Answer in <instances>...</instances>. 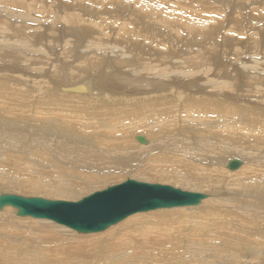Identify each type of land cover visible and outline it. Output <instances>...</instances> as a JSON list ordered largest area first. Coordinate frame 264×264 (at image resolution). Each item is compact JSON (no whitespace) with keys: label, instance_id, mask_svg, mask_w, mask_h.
I'll list each match as a JSON object with an SVG mask.
<instances>
[{"label":"bare ground","instance_id":"6f19581e","mask_svg":"<svg viewBox=\"0 0 264 264\" xmlns=\"http://www.w3.org/2000/svg\"><path fill=\"white\" fill-rule=\"evenodd\" d=\"M5 1L7 5L0 7V137L9 139V141L16 140L18 142H15L18 144L24 142V144H21L23 146L20 150H15L12 147L0 148L1 160L12 162L19 156L20 160H23L28 150L55 154L71 150L72 153L68 155V158L84 167L71 163L66 159L67 157H64L59 163L58 172L65 179L72 181L68 187L70 189H80L83 185L89 187L77 198H69L79 200L85 197V194L91 193L90 191L96 188L104 178H109L118 165L124 162L120 152L116 150L126 148L129 142L124 140L123 135L119 136L117 129H106L111 123L121 120L126 125L134 124V127L128 129L131 142L139 144L140 142H136V136L141 135L144 139L146 137L147 140L145 139L143 144L147 143L144 147L148 148L151 147L150 134L138 129L144 130L145 125H148L150 129L160 128L163 125L172 126L175 128L173 133L163 139L167 142L174 140L175 143H168L164 149V144L167 142L156 140V149L158 151H173L175 148L180 153V157L175 159L178 165L171 170L151 174L148 178L156 181H173L183 184L187 188L203 189L213 194V196L203 199L200 206L196 208L182 207L189 209L186 212L193 209L200 210L197 217L187 219L188 225L185 227L187 229L185 234L196 238L195 250L200 255V260H193L194 250L185 245L188 241L186 237L181 236L179 241L166 240L159 239L153 233L155 229L151 222L159 227L160 232L168 230L183 216L180 214V207L159 210L163 212L157 219L147 218V215L154 217L153 213L157 211L137 213V215L130 216L120 223L108 227L105 231H100L101 233L75 234V231H71L73 236L80 235L82 240L89 244L101 243L107 239L113 243V248L110 251H107V248L101 243L100 250L96 255L97 259L82 258L80 263L105 264V260L110 257L113 261L119 260L123 264L132 262L151 264V257L154 255L147 253V250L151 248L157 253L170 256L159 255V258L167 261L158 259L160 264H187L191 261L198 264H264V60L255 61L252 64L249 59L243 58L242 61L240 57L241 53L249 47L248 44H252L254 47L256 44L254 37L259 35L262 28L256 27V31L248 36L251 30L246 27L244 30L241 28V25L244 24L243 21L233 20L228 15L222 16L223 18L216 17L220 14L216 10L221 3L220 5L212 4L215 0H206L212 8L201 6L205 8L203 9L196 6L198 11L195 8L193 11L188 10L189 6H193L189 4L190 0H175L176 2H172V0H98L99 3L102 2L101 4L108 3L118 6L114 11L108 9L99 11L86 6L81 0H73L72 3L64 6L65 14L71 9L73 13L60 17L59 21L63 20L64 23L47 27V29L50 28V31L46 33V29L37 32L39 31L37 27L30 25L33 20L30 13L34 0H0V3ZM216 1H223L224 5L229 2V0ZM53 2L55 5L50 4V6H54L58 12L57 8L62 5H58L59 0H53ZM41 3L39 2V5L35 6V11H44L41 8ZM187 5L189 6L187 7ZM47 7L49 6L47 5ZM16 8H20L22 11H16ZM249 9L251 8L249 7ZM178 11L187 14L182 16L178 14ZM261 12L259 10V13ZM86 17L88 18L86 19ZM94 18H100L103 21L113 19L116 20V23L117 20H121L118 26V35H111L105 40L101 33L96 42L87 41L92 33L103 29V25L98 26L97 23L94 24L96 27L89 25L95 22H88V19ZM261 20L263 21V18ZM36 21L40 22V19L36 18ZM230 21L233 28L227 27ZM53 22L55 23V20ZM69 22L72 23V27H69ZM40 25H42L41 22L38 27ZM105 25H108V30L105 28L103 32H111L110 24L105 23ZM246 25L245 23L244 26ZM225 28L227 31H224L225 34H223L224 41L230 40L227 33L231 30L247 35L243 51L241 49L239 51V47L236 46L232 52L228 51V48L222 52V54H232L233 58L240 60L242 68L234 67L228 61V64L233 68L225 71L223 68L215 70V66L220 64L217 56L221 52L220 41H217L216 36L222 37L220 31L223 32ZM173 30L175 33L180 32L174 35ZM182 34L185 36L183 37ZM64 37L68 39L69 44L74 41L71 43L74 47L69 48V46L65 49L63 45L58 57L55 54V47H46L45 44H42V41L46 39L49 44L53 43L55 46V43L62 41ZM141 39L150 40V45L145 44ZM263 40L264 37L261 41L264 42ZM172 41L180 42L182 47L178 48L176 44L177 48H175ZM203 42L213 45V49L208 48L207 45H201ZM84 43L86 48L83 50L91 54L82 52V55H78L76 48ZM152 43L154 46L155 44H166L174 49L160 50L158 47L151 46ZM39 46H42L43 50L48 54L51 53L57 59L54 63L57 66L49 80V70L43 72L45 87L39 84L41 79L36 80V85H41L43 88L42 90L35 88L37 90L34 93V90L28 86H23L25 80L20 77L19 72H15H27L24 67H21V64L41 61L32 57L38 52ZM165 48L167 49V47ZM107 49L109 51L106 54ZM115 49L117 51H114ZM262 49L264 54V46ZM186 50H189L188 55H185ZM118 51L122 53H115ZM262 52L259 53L260 57ZM125 55L127 57L129 55V58L126 59ZM211 58L213 64L214 61L217 62L215 66L209 63ZM70 59L71 61H69ZM148 61L149 64H147ZM145 62H147L146 66H141ZM19 63L21 64L18 67ZM48 64L50 66V63ZM128 68H131L132 71L126 70ZM139 68L140 71H136ZM216 77L220 82L215 83ZM200 78H203V81H200ZM204 79H207L205 82L208 83V87L215 88L205 89L202 86L206 85ZM243 85L247 86L245 88L247 93L245 95L242 91L244 95L241 98L239 89ZM190 99H194L191 100L192 107L197 105L194 107L195 111H192L195 112L196 117L195 120L187 122V126H183L185 120L182 112ZM203 100L213 101L218 105L211 106ZM139 102L150 103V106L153 107L164 106L163 110L175 114L174 118L176 119L171 122L165 120L152 124L150 116L153 115V112L148 113L141 109L122 118L123 110L127 105L134 107ZM87 106L96 110V112L89 111L88 117ZM76 108H82L83 113L70 115L73 111H77ZM64 109L68 110L66 115H63ZM219 109L222 110L220 116H218ZM7 111L6 115L1 114V112ZM25 113L30 115L25 117L23 115ZM19 115L23 116L19 117ZM31 115L33 116L32 123L30 122ZM60 115L64 117L61 121L57 118ZM68 116L80 117L81 120L78 122H85L87 118V120H94L98 130L73 127L72 124L65 123ZM21 117L25 118L19 119ZM35 120L37 123H34ZM10 122L18 125L19 128L17 129L16 126L15 128L22 130L20 133L23 135L14 137L16 129L6 132L9 130L7 126ZM25 126L31 131H24L22 128ZM36 127H39L37 128L39 131H34ZM216 127L223 129L221 138H218L214 131ZM113 139L115 140L107 142ZM5 141L3 140V142ZM233 143H243L249 151L244 156V159L249 160V164L248 160L245 162L244 159H241L240 178H236L234 172L229 174L219 167L227 157L234 154L232 153V150H235ZM106 150L116 152L114 154L103 153ZM253 150L258 158L252 155ZM0 174L3 175V178H0V183L8 184L11 188L32 193L41 192L38 185L24 182L14 170L11 174L5 172ZM78 178L84 182L81 184ZM206 195L208 196V194ZM249 205L252 208L253 206L257 207L255 214H251L250 218L242 214V210H245L246 213V208ZM6 208L0 210V229L7 231L5 234L13 237L9 239L4 234L0 235V264H22L18 257L27 258L25 250L37 241L30 240L23 231L26 227L25 222L16 226L18 231H8L10 223H17L19 216L12 215L11 211L14 210L16 213L15 209L12 208L13 210L10 211L11 207L6 206ZM13 218L15 219L12 220ZM226 230L233 233L227 234ZM57 237L64 242L67 236ZM62 247L63 244L56 248L61 249ZM58 252L61 255H69L68 249L65 248ZM246 254L251 256L246 257ZM150 255L152 256L150 257ZM97 261L102 262L96 263Z\"/></svg>","mask_w":264,"mask_h":264},{"label":"rangeland","instance_id":"374dc122","mask_svg":"<svg viewBox=\"0 0 264 264\" xmlns=\"http://www.w3.org/2000/svg\"><path fill=\"white\" fill-rule=\"evenodd\" d=\"M81 1L86 6L93 7L95 9L99 10V11H101L102 9H108V10L114 11L115 9L118 8V6H116V5L114 6V5H111V4H108V3L107 4H104V3L101 4L102 2L99 3L98 0H96V1L81 0ZM205 1L206 0H201L200 2H199V0H190L189 4H192L193 6L187 5V7L189 6L188 10H192L193 11L194 8L197 9V7H201V6L212 8L211 6H209L207 4L208 1H206V2ZM224 1H226V0H224ZM39 2H42L41 3V8L44 11L38 12L37 9H36L37 11L34 10L35 6L39 5ZM72 2H73V0H59L58 5H62V6H59L57 8V10H58V12H57L55 10L54 6H50V4L55 5V2H53V0H40L38 2H37V0L32 1L33 9H32V11L30 13V16H31V18H33V20H32V23H30V25H32L34 27L36 26L37 29L39 30L37 32H42L44 29H46L45 32L48 33L50 31L49 30L50 28L47 29V27L53 26L54 24H57V23H58V25H62L64 23V21L60 20L61 21L60 22L59 18L63 17L64 15L73 13L72 9L71 10L69 9L70 11H67L66 14H65V8H64L65 4H70ZM172 2H176V1L172 0ZM220 3H221L222 6L220 5ZM212 4L220 5V7H219L220 9L219 8H217V10L215 9L216 11H219V13H220L216 17L223 18L224 16L228 15V17L232 18L233 20H236V21H240L241 20V21H243L244 24L246 23L247 25L244 26V24H243V25H241V28L244 30V27H246L248 30L249 29L251 30V31H249L250 33L248 34V36H250L252 34V32L256 31V27L262 28L261 32L259 33V35L257 37H254V39L256 40V44L257 45L255 44L254 47H253L252 44H248L249 47L244 51L245 53L244 52L241 53L240 57H241L242 61H243V58L249 59L252 64L255 61L258 62L260 60H264V54L262 52L263 51L262 48L264 46V42L261 41V39H263V37H264V10H263L264 9V0H257V1L256 0H252V2H251V0H242V1L236 0V2H235V0H229L227 5H224L225 2H223V1H216L215 0V2H213ZM6 5H7L6 1L4 3H0V7L1 6L4 7ZM47 5L49 7H47ZM248 5H250V6H248ZM253 5H255V6L259 5L261 8L259 6L258 7H255V6L252 7ZM203 7H201V8H203ZM224 7H225V10H224ZM227 7H230V8H227ZM249 7L251 9H249ZM68 8H70V7H68ZM203 9H205V8H203ZM198 10L199 9H197V11ZM255 10H257V11H255ZM259 10H260V12L261 11L262 12L259 13ZM16 11H22V10L20 8H18V9L16 8ZM254 11H255V13H254ZM169 12H171V11H169ZM250 12H251L252 15L250 14ZM225 13H226V15H225ZM257 13H259V14H257ZM178 14L183 16L184 14H187V13H185L183 11H178ZM255 14L257 15V17H256ZM32 15H33V17H32ZM248 16H249V18H248ZM35 17L39 18L40 22L42 23V25H40L39 27H38V24H40V22L36 21ZM253 17H255V18H253ZM87 18L88 17H86V19ZM262 18H263V21L261 20ZM12 19H14V18H12ZM97 19L96 18L88 19V22H91V23L95 22V23L89 24V25H92L93 27H96V25H94V24L97 23L98 26H102L103 25L102 26L103 29H102V31L98 30V32L92 33L89 36V38L87 39V41L96 42L98 40V38L100 37L99 34H101V33L103 34V38L105 40H106L107 37L110 38L111 35L116 36V34L118 32V26L120 25L121 20H117L118 22L116 23V20L114 21L113 19L110 20V21L109 20L103 21V20H100V18H97ZM53 20H55V23L53 22ZM257 20H259V21H257ZM17 22H20V20H17ZM60 23H62V24H60ZM69 23H70L69 27H72V23L71 22H69ZM105 23L110 24L111 32H107V33L103 32L105 28L108 30V25H105ZM230 23H231V21L228 22L229 25L227 27H232L233 28L232 23H231V25H230ZM225 29L223 30V32L220 31V33H222L223 39L219 35L216 36L217 41L218 42L220 41L219 45L221 47V52L219 53V56H217L219 58L218 61L220 62V64L215 66V64L217 62L214 61L215 63L213 64V59L212 58L210 59L209 63L212 64L213 66H215V70H219V69L223 68L224 71H225V70H228L229 68H233L232 66H230V64H228V61L231 62L234 65V67L242 68L241 67L242 64H241L240 60L235 59V57L233 58L232 54H222V52L226 48H228V51L232 52L233 48L235 49L236 46L239 47V51H240V49H241V51H243L244 49H242V48H243V46L246 43V40H247L246 36L247 35H243V34H240V33H237V32H233L231 30V32L227 33V35H228L230 40L224 41V35L223 34H225L224 31H227V28H225ZM172 32H173L174 35H177V33L180 32V31L175 33V30H173ZM235 33H237L238 35L235 34ZM182 35H183V37L185 36L184 34H182ZM238 36H239V38H238ZM218 37L220 38V40H219ZM142 41L145 44H149L150 43V40H148V39L147 40H142ZM158 41H160V40H158ZM232 41H233V44H231ZM238 41L240 43H236ZM68 42H69L68 39H66L64 37L62 41H59V42L55 43L56 44L55 46H54L53 43L49 44V42L46 41V39L42 41V44L43 45L45 44L46 47H52V46L55 47V49H56L55 54H56V57H58V56H60V53H61V51L63 49V45H64L65 49L68 48L69 46H70L69 48H71L72 46L74 47L73 44L71 45V43H74V41H72L70 44ZM211 42H213V41H211ZM66 43H68V44H66ZM85 43H84V45H81L78 48H76L78 55H82V52L84 54H91L88 51H84L85 48H86ZM172 43H173L175 48L182 47L180 42L172 41ZM112 44L114 45V43H112ZM201 45H205V46L207 45L208 48L213 49V45H211L210 43L203 42ZM258 45H259V48H258ZM151 46H153L154 48L158 47V49L164 50V51H168V49H169V51L174 49L172 46L168 47L166 44L165 45L164 44H162V45L155 44V46H154L153 43H152ZM163 46H164V48H163ZM226 46H228V47H226ZM165 47H167V49ZM106 51H107L106 52V54H107L109 50L107 49ZM114 51H117V49H115ZM260 51L262 52V56L261 57H260V54H259V53H261ZM115 53H122V52L118 51V52H115ZM185 53H186L185 55H188L189 54V50H186ZM192 55H194V54H192ZM32 57H34L36 59H40L41 61L28 62V64H25V65L19 63L18 67L21 64V67L22 68L24 67L25 71H27V72L22 73V71H17L15 73L19 72V75H21L20 77H22L25 80V84L23 83V86H28L29 88L34 90V93H36V90L38 88H39L38 90H42V88L46 86L45 80H43V79H45V76L43 75V72L49 70V73H50L49 76H48V80H49L51 78V76H52L51 74L54 72V70H55V68L57 66V64H54V63H56L55 61H57V59H55L53 57V55H51V53L48 54L47 51L43 50L42 46H39L38 52H36ZM125 57H126V59H128L129 55H128V57H127V55H125ZM215 57H216V54H215ZM176 58H178V57L176 56ZM69 61H71V59ZM153 62H155V61H153ZM48 63H50V66H48L49 65ZM146 63L147 62L142 63L141 66H143V65L146 66ZM147 64H149V61H148ZM126 70L132 71L131 68H128ZM136 71H140V68H139V70L136 69ZM243 72H246V71L243 70ZM144 74H146V73H144ZM209 76H211V75H209ZM38 79H41L42 83L39 81V84H41L43 87L41 85L40 86L36 85L37 84L36 80H38ZM205 80H207V79H204V82H205ZM215 80H216L215 83L216 82L217 83L220 82V80L217 77L215 78ZM200 81H203V78H200ZM263 81H264V79H263ZM205 84L206 85H202L203 87H205V89L210 90L211 88H215V87H208L209 85H208L207 82H205ZM246 87L247 86L243 85V86L240 87L241 89H239V92L241 93V96H240L241 98L243 97L242 95H244L242 93V91H244L245 95L247 93L245 91ZM35 88H37V89H35ZM208 90H206V91H208ZM37 93H38V91H37ZM172 98L175 99L174 96H172ZM2 99L4 100V96H3ZM191 100H194V99H190L189 102H187V104L185 105L184 111L182 112L183 119L185 120L183 122V124H182L183 126H187L188 125L187 122H191V121L195 120V117H196L195 116V112H192V111H195L194 107H196L197 105L192 107L191 105L193 103H192ZM203 101H206V100H203ZM206 102L208 103V105H211V106L218 105L217 103H215L213 101H206ZM77 105H79V104H77ZM100 105H102V104H100ZM1 106H3V105H1ZM78 107H80V106H78ZM163 108H165V107L164 106L153 107V106H150V103L139 102V103H136L134 107L130 106V105H127L126 108L123 110L124 112H123L122 118L127 117L128 115H130L131 112L138 111V110L141 109V110L146 111L148 113L153 112V115L150 116V120H151L150 122L152 124L160 123V121H165V120L168 121V122H171V121L176 119V118H174L175 114L170 113V111H165V110H163ZM75 110H77V111H73L70 115H72V114H82L83 113L82 108H76ZM86 111H87V117L89 116V113H90L89 111L96 112V110L93 107H90V106H87ZM67 112H68V110L64 109L63 115H66ZM158 112H160V114H158ZM7 113H8V111L5 112V113L1 112V114H3V116L6 115ZM23 115L26 117L27 115L29 116L30 114L25 113ZM23 115H19V117L23 116ZM33 115H35V114H33ZM140 115L145 116L144 114H140ZM220 115H222V110L221 109H219V115L218 116H220ZM37 116L38 117H42L41 115H37ZM37 116L35 117L36 119L38 118ZM6 117H10V116H6ZM25 117H23V118H25ZM32 117L33 116L31 115L30 122H31ZM59 117H57V118L60 121H61V119H64V117H62L61 115ZM23 118L21 117L19 119H23ZM87 119H86L85 122H78V121L81 120L80 117L68 116V120L65 123L72 124L73 127H83V128H86V129L98 130L96 128V125L94 124V120H87ZM34 123H37L36 120L34 121ZM0 126H1V124H0ZM15 126H16L17 129L19 128L18 125H16V124L14 125L13 122L8 123L7 128L9 130H7L6 132L16 129ZM130 127H134V124H127L126 125V124H123L121 122V120H120V122L111 123L106 128V129H117L118 133H119V136L123 135L124 140L128 141L129 145L126 148H123L122 150H116V151L120 152V155L124 159V162L121 165H118V167L115 169V172L110 174L111 176L109 178L108 177L104 178L98 184V186L96 188H93L90 191L91 193H93L95 191H100L102 189H105L108 186L119 184V183L125 181L126 179H134L136 181H142V182H148V183L167 184V185H171L173 187L180 188L182 190L203 192V193L208 194V196L206 198L213 196V194H211L209 191H206V190H203V189L187 188L185 185L179 184V183H176V182H173V181L172 182H170V181H156V180H151L150 178H148V176L151 175V174L158 173L160 171L163 172V171L171 170V169L175 168L178 165V163L175 162V159L180 157V153L175 148H174L173 151H168V150L158 151L156 149V140L159 141V142H167L163 138L165 136H168V135L172 134L173 133V129H175L174 127H172V126L166 127L165 125H163L160 128H152V129H150L148 125H145V129L144 130L143 129H138V130H142V131L147 132V133L150 134V137H151L150 145H151V147H149V148L148 147H144L147 143L140 144L136 139H135L136 142H138L139 144H133L131 142V136L128 135L129 132H130L128 129ZM37 128H39V127H36V129L34 131H39V130H37ZM17 129L14 130V135H13L14 137H16L18 135H23V133H20V132H22V130H17ZM22 129H24V131H25V130H29L30 128H26V126H25ZM33 129H34V127H33ZM42 130H44V129H42ZM29 131H31V130H29ZM214 131L217 133L218 138L222 137L223 129H220L219 127H216V128H214ZM16 133H18V134H16ZM1 138L2 137H0V143H2V144H0V146H1L0 148H3V149L4 148L7 149L8 147H12V148H15V150H20V149H22V146H23V145L21 146V144L22 143L24 144V142H20L21 144H18V143H16V142H18L16 140L9 141V139H5V138L1 139ZM117 138H119V137H117ZM117 138H115V139H117ZM115 139L109 140L107 142L114 141ZM145 139H146V137H145ZM3 140L4 141L6 140V141L3 142ZM7 142H8V144H7ZM171 142L175 143L174 140H170L169 142L164 144V149H166L168 143H171ZM17 145H20V146H17ZM106 145H111V144H106ZM234 148H235V150H232V153H234V154H232V155L229 154L230 156L227 157L219 165V167L221 169H223V171H226L229 174H231V173L233 174V172H234V176L236 178H240L239 177L240 176V170L239 169H241V167L236 169V170H229V169H227L225 167V164L230 159H234V158H237V159H240V160L244 159L245 154L248 153L249 151L247 149L248 147L246 145H244L243 143H233V149ZM116 151H109V150L107 151L106 150V151H103V153L114 154ZM71 153H72L71 150H67L66 152L58 153V154L49 153V152L42 153V152H38V151H34V150H32V151L28 150V152H27V154H26V156H25V158L23 160H20V156L17 159L13 160L12 162L11 161L10 162H6V161H3V160L0 159V173L5 172V173L11 174L12 171L14 170L22 177L24 182L38 185L40 187V190H41L40 193H32V192H27L25 190H17L14 187L11 188V186L8 185V184L6 185L5 183H3V184L0 183V185H1L0 186V193L1 192L2 193L11 192V193L19 194V195H24V196H34L35 195V196L49 198V199H61V200H67V201H76L77 199H69V198H71V197L77 198L80 195L81 192H84L89 187L83 185L80 189H70L68 187L70 186L72 181L65 179L63 176H61L59 174L60 172H58L59 163L63 160L64 157H67L66 159L69 162L75 163V162L71 161L68 158V155L71 154ZM251 153H252L253 156H255V158H258L256 156V152L254 150ZM246 160H248V159L247 158L244 159L245 162H247ZM247 163L249 164V160H248ZM5 164H7V166H4ZM75 164H77V163H75ZM19 165H20V167H19ZM77 165H79V164H77ZM79 166L84 167L83 165H79ZM2 176L3 175L0 174V178H3ZM78 181L81 184L84 182L80 178H78ZM64 187H67L68 189H66ZM91 193H88L87 195H89ZM87 195L85 194V196H87ZM220 202H222V201H220ZM197 206H200V204H198L196 206H184V207L196 208ZM9 207H11V206H9ZM249 207L251 208V210H250ZM249 207L247 206L246 213H245V210L244 211L242 210V212H243L242 214L245 215V216H248L250 218L253 214H255V211L257 210V207L253 206V208H255V209H253L252 206H250V205H249ZM174 208L178 209L180 207H174ZM2 209H7V208L5 206ZM13 209L11 207L10 211L13 210ZM164 209H171V208H164ZM159 210H161V209L151 210V212H154V211H157V212L153 213L154 217H152V215H147V218L148 219H157V217L160 214H162V212H163V211H159ZM187 210H189V209L182 208V207L180 208V214L183 215V216L181 218H179L178 221H176L175 224H173V226L171 228H169L168 230H163L162 232H160V230H158L159 227L154 222H151L152 226L154 227L153 229H155L153 233H155L158 236L159 239H166V240H177V241H179L181 236L186 237V239L188 241L186 242L185 245L190 246L194 250V259L193 260H196V259L200 260V255L195 250L196 245H197L196 244V238L185 234V233H187V229L185 228L188 225L187 219H192V218L197 217L198 214L200 213V210L199 209H193L190 212L189 211L186 212ZM182 211H185V212L182 213ZM11 212H12V215L14 217H18V215H16V213H14V210L11 211ZM147 212H149V211H147ZM147 212H139V214H144V213H147ZM134 215H137V213L136 214H132L130 216H134ZM130 216H128V217H130ZM128 217L124 218L123 220L127 219ZM28 218H30V219H28ZM28 218H24V217L19 216L18 222L17 223H10V228L9 227L7 228L8 231L10 230L12 232H16V231H18L16 226L20 225L22 222H25L26 223V227H25V229H23V231L26 233L27 236H29L30 240L37 241L35 244L29 245L28 248L25 250V251H27V258L22 257V256L18 257V259L22 262V264H29V263H33V264H81L80 262H81L82 258L93 259V260L97 259L96 255L98 254V252L100 250V244L101 243L104 244V246L107 248V251H110L113 248V243L110 240H108V239L102 241L101 243L89 244V243L84 242L82 240V238L80 237V235L73 236L71 231L74 232V230H71V229H69V228H67L65 226L56 224V223H54L52 221L41 220V219L39 220V219L31 218V217H28ZM14 219L15 218H13L12 220H14ZM123 220H121V221H123ZM260 220H262V219H260ZM120 222H118V223H120ZM262 222H263V220H262ZM118 223H116V224H118ZM116 224H114V225H116ZM114 225H111V226H114ZM105 230H103V231H105ZM6 232L7 231L0 229V235L4 234V236H6L9 239L11 237H13L12 235L5 234ZM225 232L227 234H232L233 233L232 231H227V230ZM74 233L75 234H82V233H77L76 231ZM97 233H101V232H97ZM54 234L57 235V236L66 235L67 237L65 238V241L63 242V241H61V239H59V237L55 236ZM90 234H92V233H90ZM62 244H63L62 248L68 249V251H69V255L68 256L67 255H61L58 252L62 248L61 249H57L56 247H58V246H60ZM51 253H54V254L50 255ZM55 253H57V254H55ZM147 253L154 255L153 257H151L152 255H150L151 264H160L159 261H158V259H161V258H159V255H164L163 257H170V256L165 255V254L157 253V252L153 251L151 248H149L147 250ZM249 256H251V255L246 254V257H249ZM161 260L166 261L164 259H161ZM101 262L102 261H97L96 263H101ZM105 264H123V263H120L119 260H114L113 261V259L112 258L110 259V257H109L107 260H105ZM130 264H135V263L132 262ZM187 264H198V263H193L191 261V262H189Z\"/></svg>","mask_w":264,"mask_h":264},{"label":"water","instance_id":"95a60500","mask_svg":"<svg viewBox=\"0 0 264 264\" xmlns=\"http://www.w3.org/2000/svg\"><path fill=\"white\" fill-rule=\"evenodd\" d=\"M136 139L141 144L146 141L141 135ZM241 163L240 159H230L226 168L236 170ZM206 196L203 192L127 179L76 201L1 193L0 210L11 206L18 216L52 221L85 234L103 231L135 213L196 206Z\"/></svg>","mask_w":264,"mask_h":264}]
</instances>
